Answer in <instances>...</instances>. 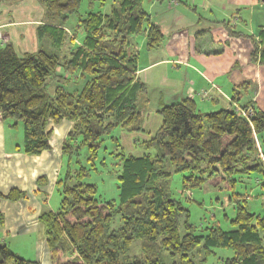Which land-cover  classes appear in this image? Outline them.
I'll use <instances>...</instances> for the list:
<instances>
[{"label":"trees","instance_id":"obj_1","mask_svg":"<svg viewBox=\"0 0 264 264\" xmlns=\"http://www.w3.org/2000/svg\"><path fill=\"white\" fill-rule=\"evenodd\" d=\"M36 1L43 11L39 31L49 44L21 55L10 44L0 48V117L13 119L12 126L22 124L21 150L33 155L50 148L49 123L71 122L61 144L67 168L57 181L58 207L41 211L38 219L50 263L165 264L161 258L168 255L176 257L170 264H204L214 248H226L231 255L216 264H264V215L245 208L246 195L234 192L232 176L256 171L264 194V165L255 145L264 132V110L250 104L248 115L232 107L201 112L190 97L160 104L158 129L148 139L136 140L144 155H125L111 133L116 127L141 131L146 90L135 76L137 56L130 41L142 34L145 48L151 50L163 40L161 28L150 20L143 0H114L109 12L85 14L79 12L82 0ZM70 16H75L73 25ZM257 52L264 64V29L258 41L253 39V60ZM64 75L67 80L78 75L84 85L70 92L59 83L67 81ZM49 79L56 81L51 94L46 89ZM241 89L246 90L245 83L233 88V101L239 100ZM106 136L119 150L117 202L99 198L96 184L84 181L96 169ZM81 151L89 163L72 169ZM176 172L183 174V188L210 182L231 190L228 201L234 203V215L228 229L212 225L203 234L195 233L186 207L166 191ZM24 197L16 188L0 193V199L11 201ZM116 215L119 223L112 227ZM3 219L0 212V226ZM133 241H139L138 255L131 253ZM0 264L39 262L20 257L0 242Z\"/></svg>","mask_w":264,"mask_h":264},{"label":"crops","instance_id":"obj_2","mask_svg":"<svg viewBox=\"0 0 264 264\" xmlns=\"http://www.w3.org/2000/svg\"><path fill=\"white\" fill-rule=\"evenodd\" d=\"M165 2L171 7L182 6V9L163 10L157 19L151 18L148 11L150 20L158 24L163 33L160 45L147 50L144 36L139 42L133 38L130 41L131 50L137 56L135 76L146 85L143 95L145 109L141 131L128 133L121 129L126 147L120 146L122 150L127 148L138 154L144 151L134 148V136L146 140L155 133L161 122L156 112L160 104L190 97L201 112L228 108L233 88L245 83V91L249 92L241 99L244 102L251 100V105L264 110V64L259 62V52L255 60L252 59L253 39L258 41L259 31L264 29V2ZM183 9L189 12L185 13ZM42 12L36 0H0V48L10 44L21 55L48 46L49 41L39 31L43 24ZM84 82L85 79L74 75L64 87L77 92ZM250 90L257 94L254 96ZM199 91H205L207 97L200 96ZM53 126L55 140L52 142L49 138L50 149L37 155L27 154L21 150L24 135L20 138L10 135L15 126L0 117V193H7L12 188L25 193L24 198L16 201L0 199V212L4 218L0 226V242L24 258L10 240L25 241L35 233L37 246L34 252L30 249V255L34 253L35 260H38L35 254L38 252L44 264L51 263L44 243V228L38 219L41 211L58 207L60 187L57 181L63 178L67 168L61 144L71 122L62 120ZM37 180H43V183L38 184ZM28 246H24L25 249ZM30 255L25 259H31Z\"/></svg>","mask_w":264,"mask_h":264},{"label":"rangeland","instance_id":"obj_3","mask_svg":"<svg viewBox=\"0 0 264 264\" xmlns=\"http://www.w3.org/2000/svg\"><path fill=\"white\" fill-rule=\"evenodd\" d=\"M163 1V3H161ZM114 0H91V3H89V0H82L79 7V12L82 14H85L87 12H95V11H101L103 13L109 12L111 5L113 4ZM180 6V5H179ZM143 7L148 12L153 19H157L158 16H160L161 11H174L176 8L182 9L180 7H171L168 6V3L165 2V0H143ZM185 13H188L186 9H183ZM189 15L193 16L192 13ZM75 22V16H70L69 23L70 25H73ZM69 33H72V27L68 26ZM81 35V34H80ZM143 35L139 34L136 36H133V39L136 41L142 40ZM140 44V43H139ZM68 45V44H67ZM47 91L49 94L52 93L53 86L56 83L55 79H49L47 81ZM61 84L63 86L67 85V81H63V79L60 80ZM246 86V85H245ZM256 91V90H255ZM249 92V91H248ZM248 92L241 89V95L239 97V100L233 101L231 99V103L228 106V108L235 109L236 112L247 114L252 112V109H250V101L249 105H246L245 100L241 99V96L244 94H247ZM250 92H252L250 90ZM254 92V91H253ZM252 94L255 96L257 94L256 92ZM199 93L203 97H207L205 95V91H199ZM252 95V97H253ZM245 105V108L243 106ZM249 107V108H248ZM7 121H10L11 123L14 121L13 119H6ZM49 128L53 129L55 126L48 125ZM11 128V127H10ZM23 126L20 122L17 123L15 127H12L10 130V135H18L19 138L23 136ZM122 130L119 127H116L111 135H114L118 138V141L120 144H123L125 147V143L123 140V135L121 134ZM131 133V132H128ZM134 133V132H133ZM67 134V133H66ZM66 135L64 136V138ZM136 140L142 141V139H139V136H134ZM50 138L52 142H54L55 138L54 136L50 135ZM20 141V140H18ZM134 143V148L141 150L142 148L139 146V142ZM256 148L258 152V156H260L262 163L264 165V132L261 134L260 137L256 138ZM118 148V147H117ZM116 146H114V142L110 140L109 136H106L102 147L99 148L97 152V157L95 158V170H90L88 175L84 177V181L86 182H93L97 186V196L102 199H114L116 202L120 199V190L117 187V178L116 175L118 174V157L115 153L119 150ZM50 149V148H49ZM126 150V151H124ZM123 152L125 155H134V156H140L141 154L135 153L133 150L125 149ZM82 152V151H81ZM84 152L80 155V161L79 164H74L73 168H78L79 165H88L86 161H84ZM101 161L103 163H101ZM76 165V166H75ZM182 173L176 172L173 173L170 177L167 185H166V191L169 193L170 197L175 198L179 200L184 207L188 210V220L189 223H191L194 226V231L197 234H203L206 232V227L212 226V225H219L222 229H228L229 228V219L234 215V209H233V202L228 201V195L231 193L230 189L224 188L223 186H215L214 184H211L210 182H205L201 185L199 188H193V189H187L182 187ZM233 178L236 179L235 185H234V192H238L240 195H246L245 196V202L243 203L245 208L252 213L258 214V215H264V194H261V188L259 186L260 181V174H258L256 171L250 172L248 174H233ZM46 180V179H45ZM38 184H42L43 180H37ZM58 185V184H57ZM59 186V185H58ZM60 187V186H59ZM41 194V193H40ZM244 197V196H243ZM238 199L241 201V198L238 197ZM118 215H116L112 219L111 226L116 227L118 225ZM180 234L184 233L182 225L179 227ZM8 239H11L8 238ZM11 244L16 247V250H19L18 252L24 256L30 255V249L34 252V248L37 246L36 243V235L30 234L25 241L22 240H16L14 238L13 240H10ZM45 243V242H44ZM29 244L28 249H25L24 246ZM263 245H264V237H263ZM46 246V245H45ZM19 248V249H18ZM26 250H29L28 253H26ZM46 250L48 252V249L46 247ZM131 253L138 255L140 253V246L139 241H133L131 245ZM231 250L226 248H214V254L208 256L206 262L204 264H216L219 263V261L222 258H225L226 256L231 255ZM38 256L39 264H44V261L42 262L41 257H39V253H35ZM73 254H69V257ZM30 256H32L31 260H35L34 253H32ZM49 256V252H48ZM30 259V258H27ZM162 261L165 264H170L173 260H176V257L173 256H162Z\"/></svg>","mask_w":264,"mask_h":264}]
</instances>
